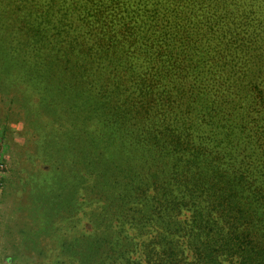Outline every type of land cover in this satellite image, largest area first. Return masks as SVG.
<instances>
[{
  "label": "trees",
  "instance_id": "16d2710c",
  "mask_svg": "<svg viewBox=\"0 0 264 264\" xmlns=\"http://www.w3.org/2000/svg\"><path fill=\"white\" fill-rule=\"evenodd\" d=\"M0 102L87 226L53 264H264V0H0Z\"/></svg>",
  "mask_w": 264,
  "mask_h": 264
},
{
  "label": "rangeland",
  "instance_id": "374dc122",
  "mask_svg": "<svg viewBox=\"0 0 264 264\" xmlns=\"http://www.w3.org/2000/svg\"><path fill=\"white\" fill-rule=\"evenodd\" d=\"M37 131L0 102V264L64 260L58 242L87 229L79 214L63 219L69 209L53 223L54 200L49 201L53 185L46 184V173L62 165L53 164L48 141Z\"/></svg>",
  "mask_w": 264,
  "mask_h": 264
}]
</instances>
